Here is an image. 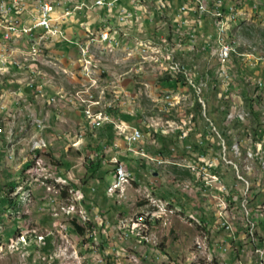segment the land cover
Segmentation results:
<instances>
[{
    "label": "rangeland",
    "instance_id": "obj_1",
    "mask_svg": "<svg viewBox=\"0 0 264 264\" xmlns=\"http://www.w3.org/2000/svg\"><path fill=\"white\" fill-rule=\"evenodd\" d=\"M72 1L65 7L72 9L76 0ZM82 1L88 7L78 13L79 22H82L81 19L86 20L87 15L98 21L101 10L93 6L95 0ZM160 16L155 13L156 21ZM241 24L234 30L232 40L239 44V48L245 44L251 51L264 54V22L256 17ZM94 29L97 30L98 26L95 25ZM74 30L83 34L79 25ZM167 33L165 29L159 36H152L145 31L139 34V38L126 37L125 45L145 55L155 56V61H141V68L145 70L142 74H139L138 69H133L134 60L128 59L123 53L109 56L98 54L97 60L92 61L93 69L104 71L96 82L94 103H99V110H106L111 104L121 119L138 127L144 137L137 147L144 149L152 158L164 159L165 163L161 165L128 154L122 137L104 127V123L95 124L92 131L84 115L75 108L65 106L63 102L48 106L25 88L24 84H32L38 77H43L51 85L45 86L46 98L63 91L69 98L79 99L81 89L71 74L78 77L79 71L75 70L76 64L70 63L77 62V59L74 53L64 54L66 50H71L65 49L67 44H59L57 53L42 55V62L48 63L26 58L28 62L25 59L20 62L26 63L28 67L11 73L0 67V138L3 142L0 151V264H181L186 257L193 259L194 256H200V250L202 254H212L210 242L216 244L226 238L225 231L210 233V221L207 229L202 223L215 214L217 206L214 199V196H218L217 189L208 187L199 172L206 163L212 161L218 165V174L230 194L240 201L246 189L245 182H249L250 192L255 197L253 206L264 203V171L257 161L254 162V158L246 160L247 156L257 155V145H251L250 142L254 138L252 123L256 121L248 106L251 103L247 104L245 96L247 93L263 98L253 102L252 107L261 109V120H264V88L255 85L260 82L258 73H262L264 65H254L245 58L235 57L230 63L237 65L234 69V85L229 87L231 90L225 98V83L221 79L205 82L215 79L220 62L209 63L208 54L202 51L176 54V59L184 63L203 85L206 108H203L202 115L206 124H209L207 126L199 118L194 126L190 112L194 110L196 100L202 104V99L199 87L194 88L189 79L195 85L198 83L191 77L173 78L168 74L162 54L144 53L143 48L135 45L151 44L147 41L150 39L161 43ZM93 38L92 41L89 39V44L99 45L97 36ZM199 42L202 43L199 44L201 47L202 39L199 38ZM152 44L157 50H163L165 46ZM60 51H63L62 55ZM58 61L60 65L56 68ZM156 63H160L161 67H157ZM164 68L168 77L174 80L166 87L162 81L167 77L163 75ZM207 73L210 74L209 78ZM262 75L264 78V73ZM213 86L217 89H213ZM115 94L119 100L114 101ZM166 94L174 96L169 108L163 101ZM21 96L24 100L19 98ZM221 98L229 99L231 109V119L225 126L230 123L228 134L233 146H227V156L221 149L222 140H225L220 134L222 127L209 115L214 110L218 117H222L221 111L225 106L216 102ZM30 115L45 120L47 128L43 133L29 123ZM81 133L85 135L80 137ZM185 134L186 138L183 139ZM35 137H43L50 144L47 158L42 159L41 150H33L30 158L26 159ZM104 139L110 145L116 142L118 147L105 150L104 163L96 168L95 178L89 180L90 170L98 164L93 151L101 147ZM73 142L74 147L71 146ZM201 142L204 143L206 156L195 149V144ZM234 146H237V150H233ZM117 155L134 177L130 178V185H126L123 192L112 195L108 191L114 176L111 160ZM40 161L42 169L53 168L50 175L39 171L30 172V169L38 170ZM229 161L237 166L238 171ZM56 165L59 167L56 168ZM213 173L208 172L209 175ZM63 174L67 179L62 177ZM86 180L88 183L84 185ZM12 183H17V186L10 191ZM25 190H28L26 196ZM64 191L68 193H64L65 197ZM7 197L19 199L21 207H15L20 211L18 214L6 212L3 201ZM52 200L56 201L53 206ZM235 205L240 206L239 202ZM66 206L76 207L78 212L73 217L80 227L84 223L82 216L89 219L91 233H87L84 240L74 229L72 216L64 213ZM158 209L166 215H159ZM148 214L161 218L141 225V220H145ZM234 215L236 221L241 218L238 211ZM250 224L251 217L243 216V226ZM133 228H139L140 236L131 233ZM124 231L130 237L126 238ZM141 235L144 237L141 238ZM93 236L96 238L91 242ZM253 239L254 233L246 232V240ZM194 240L198 242V248H193ZM48 242L51 247L45 252V243L47 245ZM238 248L241 257L251 256V264H263L261 250L257 246H248L243 239L238 243ZM107 250L110 253L106 254ZM117 250L119 254H116ZM213 256L223 257L217 249ZM195 264H204L203 259H195ZM210 264H219V260H212Z\"/></svg>",
    "mask_w": 264,
    "mask_h": 264
},
{
    "label": "built area",
    "instance_id": "obj_2",
    "mask_svg": "<svg viewBox=\"0 0 264 264\" xmlns=\"http://www.w3.org/2000/svg\"><path fill=\"white\" fill-rule=\"evenodd\" d=\"M69 2L73 1L0 0V66L10 70L11 73L20 69L19 61L26 58H36L41 63H48L42 62V55L57 53L56 47L59 44H67L65 49L71 50L69 52L66 50L64 54L74 53L77 59V62L70 61V63L76 64L75 70L79 71L77 73L78 77L71 73L73 80L77 82L78 88L81 89L79 99H71L67 95H60V91L46 98L45 86L50 85L44 81L43 77H38V80L32 84H24L25 88L30 90L37 100H44L48 106H55L58 102H63L65 106L75 108L84 115L89 129L92 131L95 124L104 123V127L112 129L116 136L122 137L128 154L157 162L159 165L165 163L164 159L152 158L147 155L144 149L137 147L144 137L143 132L138 127L131 126L121 119L114 112V107L111 104L108 109L99 110V103H94L96 82L104 73L103 70L92 68V61L97 60L98 54L109 56L123 53L128 59L134 60L133 69H138L139 74H142L145 70L141 68V61H155V56L145 55L136 48L121 44V37H140L139 34L145 31L151 33L152 36H159L163 30L167 29V37L161 43L156 42L154 39L147 41L165 45L171 50L172 58L177 62L181 74H186L195 80L201 92L203 85L195 79L184 63L176 59V54H184L186 51H198L199 53L202 51L208 54L209 63L222 62V72H216L215 80L218 76H225V90H223L225 98H227V92L231 90L229 87L234 85V69L237 68L236 63L227 64L229 54L240 53V58L247 59L249 63L264 65V54L251 51L245 44H243V48H236V42H232V29H235V23L246 24L256 17L264 22V0H95L93 6L101 10L98 21L87 15L85 16L86 20L81 19L82 22L77 19L78 13L88 6L82 0H76L75 6L69 9L65 7ZM162 4H169V11H162ZM232 9H240V21H233ZM155 13L161 15L158 21H156ZM76 25L80 26L83 34L74 30ZM95 25L98 26L97 30L94 29ZM89 36L100 37V44L90 45ZM199 38L203 41L201 47H199ZM60 52L62 55L63 51ZM59 65L60 61L55 67L57 68ZM156 65L161 67L160 63H156ZM163 75L168 77L165 68ZM206 75L209 78L210 74L207 73ZM206 75H204V78ZM258 79H260L259 88H264V78L261 76ZM170 81L173 82L174 80L170 79ZM211 81H213L212 78L207 79L205 82L211 83ZM19 98L24 100L22 96ZM114 98V101L119 100L116 94ZM253 98L258 99V97ZM173 99L174 96L171 94L164 96L163 101L168 108L172 106ZM17 104L19 105V101H17ZM202 106L205 110L206 105L203 100ZM29 123L34 124L40 133H43L47 128L45 120L39 119L37 115H30ZM83 135L85 133H81L80 137ZM184 136L183 139L186 138V134ZM68 140L71 141L70 138ZM250 142L251 145H257V155L247 156L246 160L247 158H254V162L257 161L262 171H264V135L256 139L251 138ZM71 146L74 147V142ZM109 147L117 148L118 144L115 142L113 145L105 146L102 150L103 155ZM221 147L225 156H227L225 140H222ZM49 148L50 144L46 139L35 137L32 140L30 152L26 159L30 158L33 150H41L42 159L47 158ZM2 149L3 142L0 138V151ZM233 150H237V146H234ZM13 153H15L14 149ZM202 156L206 155L203 153ZM111 161L114 166V176L108 191L112 195H116L118 192H123L126 185H130V178L134 175L125 162L118 158V155L114 156ZM229 164H232L238 171L233 162L229 161ZM217 169L218 165L212 161L206 163L204 167L199 169V172L201 174L200 178L204 180L205 184L208 187L216 188L218 191V196H214L217 201L216 209H214L215 214L213 215L211 228L208 229L212 234L225 231L226 238L220 239L216 244L210 242L212 244V254H202L200 250V256H194L193 259L185 258L183 259L184 262L181 261V264H195V259H203L204 264H210L212 260H219V264H251V256L241 257L238 248V243L243 239L246 245L257 246V249L261 250L264 264V203L253 206L255 197L250 192L249 182H245L246 189L239 201L234 194L227 191ZM52 170L53 168L42 169L40 161L38 170L30 169V172L39 171V173L50 175ZM209 171L214 172L213 175H209ZM238 177L244 181L241 176L238 175ZM80 199L82 200V196ZM55 202V200H52L51 205ZM237 202L240 205L238 207L235 205ZM5 208H10V206ZM237 211L241 213V218L238 221H236L234 215ZM77 212L75 206L64 207V213L72 216L73 226L74 224L78 225L75 217H73ZM157 213L166 215L165 212L159 209ZM159 215L154 217L148 214L145 220H141V225H148L151 220L160 219ZM243 216L251 217L250 226H243ZM82 218L84 223L81 227H84L87 232L84 235L79 233L78 235L84 240V237L87 236V233L90 234L91 230L89 219L85 216H82ZM209 224V222H203L206 227ZM124 232H126V238L130 237L127 231ZM246 232H254V239L246 240ZM131 233L137 237L140 236L139 228H133ZM143 237L144 235H141V238ZM95 238L91 237L90 241L94 242ZM193 248H198V242L193 245ZM216 249L221 252L223 257L213 256ZM229 253H232V255L229 256ZM98 257L103 256L98 255ZM171 264L178 263L171 262Z\"/></svg>",
    "mask_w": 264,
    "mask_h": 264
},
{
    "label": "trees",
    "instance_id": "obj_3",
    "mask_svg": "<svg viewBox=\"0 0 264 264\" xmlns=\"http://www.w3.org/2000/svg\"><path fill=\"white\" fill-rule=\"evenodd\" d=\"M170 79H172L171 77H166V78H164L162 81H163V86H169L170 85ZM173 80V79H172ZM176 80H178V81H182V80H180V79H176ZM214 81H217V80H213V82ZM213 89H217L216 87H214L213 86ZM204 91L202 90V92H201V94H200V98L202 99V100H204ZM245 93V92H244ZM245 96H247L246 98H247V104L248 103H251V104H248V106H249V108L251 109V114L253 115V117L255 118V123H252L253 125H252V133H253V137L256 139V138H260V137H262L263 135H264V129L262 128V124H263V120H261L262 119V116L260 115V113L262 114V111H261V109H254L253 107H252V103L254 102V103H256V102H259L260 100H263V98L261 97L260 99L258 98L257 100H255L254 98H253V96H251V95H249V94H247V93H245ZM224 98V97H223ZM223 98H221V100H218V101H216V102H218V104L219 105H224L225 106V108L221 111V115H222V117H218L219 115H217L216 113V111H214V110H211L210 111V113H209V115L213 118V120H214V122L215 123H217L218 124V126L220 127H222V132L220 133L221 134V136L225 139V141H226V146H228V148H232V144H231V136L228 134V131L230 130L229 129V126H230V123L227 125V126H225V124L227 123V122H229V120L231 119V113H230V108H229V106L230 105H228V101H229V99H223ZM204 102H205V100H204ZM206 103V102H205ZM254 105V104H253ZM193 112V113H192ZM192 112H190V116H191V123H193V125L194 126H196V124H197V122H198V119L200 118L201 120H203V122H205V124H206V119L203 117V115H202V113H203V106H202V104L199 102V100L197 99L196 100V103L194 104V110L192 111ZM127 118V117H126ZM208 122V121H207ZM207 124H209V123H207ZM206 124V125H207ZM219 124H222V125H219ZM239 124V123H238ZM192 127V129L194 130V128L195 127ZM208 126V125H207ZM94 131V130H93ZM93 134V133H92ZM189 137V136H188ZM109 144H111L110 142H108V140H103V143H102V145H101V147H96L95 148V150L93 151L95 154H96V159H97V161L96 162H98V164L96 165V166H94L92 169L93 170H90L91 171V174H90V176H89V180L90 179H94L95 178V176H94V173H95V171H96V168H99V167H101V163L103 164L104 163V155L102 154V150L104 149V147L105 146H107V145H109ZM204 143L203 142H201L200 144H195V149L198 151V152H202V153H206V150H205V147H204V145H203ZM93 163H95V162H93ZM60 165H61V163H60ZM57 167H59L58 165H56ZM29 167V165L27 166V168ZM62 177L63 178H67V176L65 175V174H63L62 175ZM88 183V181L86 180V181H84V185H86ZM72 185V184H71ZM16 186H17V183H12L11 185H10V191H12V190H14L15 188H16ZM73 186V185H72ZM64 193L65 194H68L67 193V191H64L63 192V196H64ZM28 194V190H25V195L24 196H26ZM65 197V196H64ZM19 200V199H18ZM17 199H13V198H8L7 197V199H5L4 201H3V203H4V206L6 207V206H10V208H5L6 209V212H8V213H13L14 212V214H18L20 211L18 210V209H16L15 207H21V205H20V203H19V201H18ZM5 212V213H6ZM14 217H17V216H14ZM89 226H91V225H89ZM74 229L80 234V235H84L85 233H86V229L85 228H82V227H80V226H78V225H76V224H74ZM94 237V236H93ZM49 247H51V244H50V242H48L47 243V245H46V243H45V248H44V251L45 252H47V250H48V248Z\"/></svg>",
    "mask_w": 264,
    "mask_h": 264
},
{
    "label": "bare ground",
    "instance_id": "obj_4",
    "mask_svg": "<svg viewBox=\"0 0 264 264\" xmlns=\"http://www.w3.org/2000/svg\"><path fill=\"white\" fill-rule=\"evenodd\" d=\"M162 9L165 10V11H169V4H162ZM232 18H233V21H240V18H241V11H240V9H232ZM238 24L240 25V23H235V29L239 27ZM235 29H232V38H233L234 30ZM93 37L94 36H89V39H91V41H92V39H94ZM97 38H98L97 42L100 43V37L97 36ZM232 42H235V40H232ZM93 43H95V42H93ZM124 43L125 44L127 43L126 37H121V44H124ZM90 45H92V42H90ZM135 45H138L140 47V49L143 48L144 49V53L152 52L153 54H156V55L157 54H159V55L162 54L161 56L163 57V60H164L165 64H167V67L166 68H168L167 69L168 70V74H170L173 78L182 77V76H184L185 78H188L189 77L186 74H181L177 62L172 58L171 50H169L166 46H163L162 47L163 50H157V48H155V46L152 43L151 44H148V45H145V44H143V45L135 44ZM238 45L239 44L236 43V48H239ZM157 47H160V46H157ZM235 57H240V53H231V54H229L227 56V64L232 63V61H233V59ZM25 61L28 62V59H25ZM0 67H2V66H0ZM23 67L25 68V67H28V66H26V63H24V62L22 63V62L19 61V68H23ZM217 72H222V62H220ZM218 79H221V82H224L225 83V76H218ZM189 82L191 83V85L194 88H198L199 87L198 84L195 85L196 83L194 84L190 79H189ZM255 85H257V87L259 88L260 87V82L258 84L255 83ZM261 255H262V252H261Z\"/></svg>",
    "mask_w": 264,
    "mask_h": 264
},
{
    "label": "crops",
    "instance_id": "obj_5",
    "mask_svg": "<svg viewBox=\"0 0 264 264\" xmlns=\"http://www.w3.org/2000/svg\"><path fill=\"white\" fill-rule=\"evenodd\" d=\"M263 73H264V69H263L262 73H258V75L263 76V75H262ZM47 84H48V82H47ZM50 86H51V85H50ZM60 92L62 93V95H66V92H63V91H60ZM172 198H173V197H172ZM174 198H177V197L174 196ZM177 199H178V198H177ZM175 200H176V199H175ZM172 201H173V200H172ZM172 206H173V205H172ZM177 207H179V206H177ZM177 207L175 206V208H177ZM179 208H180V207H179ZM171 211H172V210H171ZM202 220H203V219H202ZM204 220H205V219H204ZM209 221H210V222L213 221V216H212V215L210 216V218H208L207 220H205L204 223H205V222H209ZM202 223H203V222H202ZM201 226H202V225H201ZM203 226H205V225H203ZM206 229H207V227H206ZM204 231H205V230H204ZM198 235H199V234H198ZM198 235H197V236H198ZM197 236H196V237H197ZM195 239H196V238H195ZM108 244H109V243H108ZM194 244H195V240H194ZM109 245H110V244H109ZM109 248H111V246H109ZM109 248H108V249H109ZM107 252H108V250L106 251V253H107ZM108 253H110V252H108ZM116 253L119 254V253H120L119 250H117ZM116 256H117V255H116ZM163 256L166 257L167 255H163ZM186 259H191V258H190V257H186Z\"/></svg>",
    "mask_w": 264,
    "mask_h": 264
},
{
    "label": "water",
    "instance_id": "obj_6",
    "mask_svg": "<svg viewBox=\"0 0 264 264\" xmlns=\"http://www.w3.org/2000/svg\"><path fill=\"white\" fill-rule=\"evenodd\" d=\"M155 176L157 175V173L154 174Z\"/></svg>",
    "mask_w": 264,
    "mask_h": 264
}]
</instances>
